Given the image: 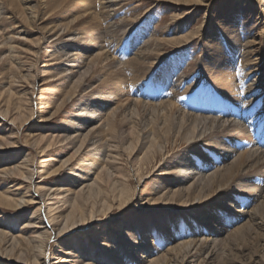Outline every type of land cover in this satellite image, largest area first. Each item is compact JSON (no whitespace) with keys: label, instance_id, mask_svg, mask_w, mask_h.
<instances>
[{"label":"bare ground","instance_id":"1","mask_svg":"<svg viewBox=\"0 0 264 264\" xmlns=\"http://www.w3.org/2000/svg\"><path fill=\"white\" fill-rule=\"evenodd\" d=\"M121 1L123 0H0V13L2 14V18L7 21L6 25L0 26V75L2 77H0V80L3 78L7 79V81H4L7 84L6 85L4 83L6 86L0 85V110L5 107V115L2 116L5 119L7 118L14 127V130L11 129L9 133L4 132L0 135V148L9 149L10 146H16L19 140H21L22 135V138L24 139L23 141L26 145H28L30 150L33 149L36 154L40 152V154H37V160H39L44 158V156L48 154L51 147L61 140L57 139V137H55L56 135L52 133H49L48 135H41L40 133L37 134V131L35 132L34 130L38 128L28 126V121L36 118L39 122H41V125L44 126L46 123L52 121L54 116L59 111L64 112V110L68 107V104L74 107L77 106L76 103H79L80 105L78 104L76 107V111L78 112L73 113L70 116V119L72 120L73 117H76L80 123H72L69 125L72 126L75 132H77L81 131L87 124L93 123L92 120L86 122V119L96 118L94 115H96L95 113L98 109L95 107L91 108L88 103L89 99L96 100V98H91V95L98 94V97L100 98L98 103H113V107L107 110L108 112H101L98 115L100 123L97 126L91 125L89 127V131H91L92 137L101 138V134H105L106 130L117 131L119 128L121 129V127L125 126V120L120 119V115H130L126 120L128 136L130 139L128 157L133 163H136L133 175L138 177V185L140 184L142 178L150 177L149 174L154 175L155 171H159L155 174L156 179L150 181L152 182V190L155 193L164 190L162 195L165 193V198L167 197L164 201L167 202L170 199L171 201L179 204L187 202L193 203L195 200L191 198V191L199 194H203L205 191L207 196H216V198L225 194L223 200H220L221 202L218 203L225 208V212L223 210L224 208H222V212L226 213L229 217H232L233 220L237 219L239 221L240 218L247 219L243 224H238V226L230 231L226 229V224V228L224 226H220L219 229L208 227V235H199L188 240H179L180 242L177 241L178 243L174 244L167 250V254H173L172 258L175 259L179 257V251L183 249L184 253L181 256L179 264H193L195 258L198 257L202 251L207 248V246H214L219 241V238H215L214 236H218L228 230L226 234L227 240H231L232 236L236 235L237 238L238 236L240 237L242 235L241 233L245 229H247L248 232L251 231V229L254 231V225L264 223V150L252 148L247 149L251 146L250 141L253 136L252 131H254L255 134H260L262 132V134H264V130H261V127L262 129L264 128V50H261V48H264V0L250 1V3L254 4V6L257 7L263 14V16L259 17V23L262 24L260 32L258 33L260 36L259 41H257V34L250 36L251 38L246 41V38L242 40L240 36L235 37L236 39L229 38L232 45L235 46L234 54H237L239 59L241 57V63L239 66L242 64V70H240L241 72H237V75L234 74L235 72L232 73L234 70L232 71L231 69L233 68L230 66L229 61L222 56L221 52L219 51V53H217L216 50L209 52L210 45L207 42L205 43V46H208L206 48V53L209 52V57L214 61L211 65H208V62H206L207 68L205 66L203 68L208 70L206 73L209 75L210 80L222 90L225 96L229 98V101L232 102V104L234 103V106L237 104L241 112L243 111L245 113V118L248 117L250 120L245 124H240V122H237L238 120H234V118L231 120L230 117L225 119H216L214 117H206L203 115L200 119H198V116H191L189 113L182 111L181 108H179L180 104L178 105V103H176L178 102V96L182 95V93L181 90L179 91L175 88V85L177 83H182L179 80L183 78V75L181 76L177 73L167 75L175 71V64L170 68V72L165 74L167 76L166 80L170 79V81L159 82L161 88H164V90L167 84L172 85L170 91L160 90L164 94L166 93V96H161L162 93L159 94V91H156L157 86L155 85L154 90L152 91L140 89L138 99L130 97L129 94L125 92L127 90L128 82L133 84L134 82L145 79L146 76L148 77V71L156 64V61L165 56L166 50L164 49V44L175 48L181 47L183 44L190 43L192 40L199 38L201 34L197 33L193 35L190 34V32H187L186 34L179 35V29L177 28L180 27V22H177L176 18L172 19L171 24L172 28H174L173 34L177 33V35L175 34L171 37L166 36V38L158 37L152 38L151 40L148 39L146 43L134 54H132V56L127 58V60L119 62L117 60L118 56L115 57L113 55L114 50L112 51V48H115L116 46H113V43V45L111 44L113 46L112 48L105 45L107 42H105L106 39L104 32L109 33L112 37L114 36L113 38L118 41H121L123 38L125 32L122 31V33L118 36H116V32H114L115 27L117 26L115 17L118 15V11L120 12L121 10L119 6ZM142 1L145 2V0ZM157 1L160 3H162V1H169L170 3L175 4V6H173L174 8L181 7L182 5H196L197 7L199 5L198 3H201L200 1H202V4L207 6L211 3V0H207V3L205 2L206 0H156V2ZM136 9L137 8L134 10ZM23 33L25 36H32V38H29L30 41L28 44L27 42H23L21 38L16 37V34L20 35ZM154 34L155 31L152 36H154ZM113 38L111 40H113ZM48 39H51L50 44L52 48L45 53H42V45L47 43ZM122 44L124 43H121V46H123ZM258 48L260 50H258ZM21 52H26V54L30 53L33 56L31 61L27 63L29 65L26 70L24 69L25 65L20 61H17L20 59L19 53ZM45 56L49 57L50 60L60 59L55 64H52L53 68L56 69V74H48L47 78L49 79L43 81L42 84L54 80L55 85L58 86L56 92L62 96L60 103L57 104V106L55 105V110L48 116L45 113L48 112L46 109L51 106V103L43 101L41 97L42 95L40 94L42 90L39 89L40 86L36 88L32 87L33 89L28 92V97L24 99L27 103L29 102L30 105L27 109L24 107L22 96L18 95V92L16 93L14 91L13 86L14 81L19 80L33 81V83H35L36 79L41 77L40 73L43 74L44 72H48L52 69L49 68L48 70H40V67H36L37 62ZM218 56L219 59H217ZM181 58L183 59V57ZM124 59H126V57ZM50 65L51 64H49V67H51ZM82 67H85V69L76 77ZM15 68L20 71L17 75H15L14 72ZM58 70H60V72H57ZM125 71L129 72L128 77H125V80L127 81L126 83L123 78V72ZM23 72H26V74H23ZM56 75L58 76L56 79H50ZM43 79H45V77ZM235 79L237 81H235ZM90 81H98L97 85L89 91L91 95L86 94L85 96H79L78 94L75 96L77 89L85 82H88L87 85H89ZM57 82L59 85H57ZM169 86L170 85H168L167 88H169ZM134 90L132 89V91H130L133 93ZM130 91L128 92L130 93ZM23 94L26 95V91H24ZM183 97V100L188 99H184ZM212 97L214 96L212 95ZM144 100H146V102H144ZM225 100L224 102L227 101ZM185 106L187 105L185 104ZM205 106H202V108ZM140 107L143 110H149L151 117L153 116V121H151L150 124L147 123L149 126L148 130L143 134V136L145 134L148 135L146 137H142V139H140V131L142 128H139V121L135 123L133 120V118L138 120L135 115H137ZM207 107L210 106H206L205 108L207 109ZM84 112H88V115ZM234 114H237V117L238 115H241L240 111L234 112ZM206 121L207 123H204L202 127L198 129L202 122ZM250 123L252 130H250ZM18 132H21V135L18 134ZM140 140L141 143L138 145ZM170 141H184V143H187L186 148H188V150L193 151L195 156L198 158H202L201 164L203 166L205 165L207 167V165L211 164L214 167V170L207 174L204 173L202 177L206 176V178L202 181L196 180L191 185H185L190 177H192L191 173H187L186 171L184 172V170L191 164L186 161L185 158H180V161H173L169 168L165 167L164 163H161L159 166L157 165L161 162V160L165 161L164 157L166 156L164 155H166L170 150H167L166 147L164 148L162 144H165L166 146V144H169ZM11 160L14 159L9 157L4 161V165H1L3 167L0 168V174H4L6 178H9L10 182H17L18 184H16L12 191L9 189L0 191V205L19 207L21 205H29L33 202L37 203L39 201V207L37 206L35 213L33 212L32 214L35 216V214L40 210L39 208L41 203L45 205V197L40 195L38 187L35 186L37 190L33 188V193L36 195L39 193L38 199L40 200H35L32 196L25 199V196L28 193L20 198H16L14 195L17 194L15 192L22 188L23 182L27 179L28 185L32 184L31 180L35 173L33 172V169H30V166H33V163L31 162L33 160H30L27 157L24 158V161L26 162L23 161L20 164L10 165ZM47 162L48 159L40 161V163L44 165H46ZM71 165L72 162L69 166ZM63 166L64 165H61L53 170L46 171V176L41 183L43 184L54 175H57ZM90 166L96 170L101 167V169L97 171L94 182L98 183V193L102 196L105 202L108 198V192H105L106 186L103 182H101L100 172H102L103 168H105L106 163L103 159L98 157L93 159ZM43 167L45 166H42V170H44ZM90 169L92 168L90 167ZM165 170H167V172H165ZM90 172L91 171H89V173ZM89 173H83V175L87 176ZM74 177L78 178L79 176ZM158 177H172V180L168 182L165 181L166 183L163 182L164 184L160 185L161 181ZM70 183L66 185V187H59L64 184L56 183L54 185L55 187H52L51 189L50 198L47 200L59 199L58 196L62 192H70L73 187V184ZM230 183H232V185H230ZM118 185H120V183H118ZM88 186L89 184L87 183L83 185V187ZM117 186L113 192V199H117L118 208H120L125 206L129 199L136 195V191L131 193V191H126L125 188L120 185L118 192L116 190ZM235 189H238L239 194L245 193L247 195L246 199L243 198L245 199L243 204L242 201H240L244 207L239 210L234 209L233 205V201L237 195ZM10 193H13V195H9ZM83 193L84 192L80 195L76 192V196L83 198ZM78 197L72 203L69 214L64 217L65 222L59 228V235L69 233L75 228H82L84 226L80 225L75 227V223L92 219H100L97 217V211L94 210V207L89 210L88 214L83 212L82 210L84 204L80 199H78ZM197 200H201V197H198ZM253 203V207L250 208L249 205ZM110 208L111 205H108L107 208L101 209L99 213L103 212L105 214L106 209ZM213 208L207 209L206 214H213V212H215V209ZM232 208L236 211L230 213L229 210ZM56 209H58V211H55ZM52 210L59 213L63 210V208L56 206L52 208ZM213 216L215 219H219L214 214ZM204 218L205 217H203V219ZM60 220L61 218L58 215L53 217V222L46 221V223L48 225H52L53 223L55 226H59L62 222V220L61 222ZM175 221L178 224L179 220H174V222ZM2 222L3 221L0 220V225H2ZM70 226H72V230L69 229ZM35 227L38 229L43 228L42 226ZM124 229L127 230V232H132V228H129L127 225ZM46 230L47 229H43L40 234L46 233ZM111 232L112 234L117 233L115 230ZM190 233L191 231L186 232L188 235ZM0 235H3L2 231H0ZM177 237L178 236H174L173 238L177 239ZM161 238L165 239L166 235L162 234ZM118 239L119 238L117 236V238L113 240L115 245L120 243L118 242ZM235 244L236 243H234V245ZM136 245L138 246L140 243L136 241ZM212 246L211 249H208L206 255L202 257V259L200 258L196 264H206V259L216 258V252L212 249ZM139 248L141 249V246H139ZM14 249L16 248L14 247ZM70 249L71 248L69 247V249H66L62 253L67 256V254L71 253ZM80 251L83 252V257H85L84 260H86L83 264H107L103 263L101 258L96 256L92 248L85 251L80 249ZM4 255L5 254L0 251V258H3ZM66 256L59 257L57 263L70 264L71 262H74L73 259H67ZM222 257L225 258V255H222ZM69 260H71L70 263H68ZM228 261H231V259H228ZM109 262L110 264H124L123 260L120 258L110 259ZM158 263V260L150 262V264ZM45 264L50 263L49 261H45ZM135 264H140V262L137 260Z\"/></svg>","mask_w":264,"mask_h":264},{"label":"rangeland","instance_id":"2","mask_svg":"<svg viewBox=\"0 0 264 264\" xmlns=\"http://www.w3.org/2000/svg\"><path fill=\"white\" fill-rule=\"evenodd\" d=\"M250 1L252 2L253 0H211L210 5L208 6L202 4V1H200L201 3H198L199 5L197 7L196 5H194L195 7L193 5H180L181 7L177 8H174L173 6H175V4L170 3L169 1H162V3L158 1L156 2V0H145V2L142 0L121 1L119 4L121 10L120 12L118 11V15L115 17L117 26L115 27L114 32H116V36L122 33V31L125 32L123 38L121 41H118L113 38L114 36L112 37L109 33L104 32L105 39L107 40H105V42H107L105 45L111 48L116 46L115 48H112V51L114 50L113 55L115 57L118 56L117 60L119 62L127 60V58L132 56V54L141 48L148 39L151 40L152 38L158 37L166 38V36L171 37L175 34L177 35V33L173 34L174 28H172L171 24L172 19L176 18L177 22H180V27L178 25L179 28H177L179 29V35L186 34L187 32H190V34L193 35L197 33L201 34L199 38L192 40L190 43L183 44L181 47L175 48L164 44V49L166 50L165 56L156 61V64L148 71V77L146 76L145 79H142L143 83L142 80L138 81H141L140 83L134 82L131 84V82H128L127 90L125 92H127L130 97L138 99L140 89L152 91L156 85V91H159V94L162 93L161 96H166V93L164 94L161 92L164 88H161L159 82L170 81V79L166 80L167 76L165 74L170 72V68L175 64V71L167 75L173 73H177L178 75L180 74L181 76L183 75V78L179 80L182 83H177L178 85H175V88L179 91L181 90L182 93V95L178 96V102H176L178 105L180 104L179 108H181L182 111L189 113L191 116H198V119L204 115L206 117H214L216 119H225L230 117L231 120L232 118H234V120L237 119V122H240V124H245L250 121L248 117L245 118V113L243 111L241 112L238 105L235 104L234 106V103L232 104L222 90L210 80L209 75L206 73L208 70L203 68L204 66L207 68L206 62H208V65L213 63L214 60L209 57V52L216 50L217 53L220 51L222 56L229 61L230 66L233 68L231 70H234L232 73L235 72L234 74L237 75V72H241L240 70H242V64L239 66L241 63V57L239 59L238 55L234 54L235 46L232 45L229 38L236 39L235 37L240 36L242 40L246 38V41L251 38L250 36L257 34V41H259L260 36L258 33L262 27V24L259 23V17L263 16L264 12L262 14L260 10L254 6V4L250 3ZM205 2L207 3V0ZM135 8L137 9L134 10ZM6 24L7 21L2 18V14L0 13V26ZM154 31L155 34L152 36ZM16 37L21 38V40L23 42H27V44L30 41L29 38H32L31 35L25 36L24 33L20 35L16 34ZM112 38L113 40H111ZM50 41L51 39H48L47 43L42 45V53H45L52 48ZM206 42L210 45L208 53H206V48L208 47L205 46ZM121 43H124L122 44L123 46H121ZM227 48L230 51H228ZM258 50L260 49L258 48ZM261 50L263 51L264 48H261ZM19 56L20 59L17 61H20L25 65V70L28 69L29 64L27 63L31 61L33 56L30 53L26 54V52L19 53ZM122 56H125L126 59ZM181 57H183V59ZM59 59L50 60L47 56L43 57V59L41 58L37 62L36 67H40V70H48L49 68L52 69L48 71L49 73L47 71L43 74L40 73L41 77L36 79L35 83H33V81L23 80L14 81V91L16 93L18 92V95L22 96V100L24 101L23 104L26 109L30 105L29 102L27 103L24 99L28 97V92L33 89L32 87L36 88L40 86L39 89H42L40 94L42 95L41 97L43 101L51 103V106L46 109V111H48L45 113L47 116L55 110V105L57 106V104L60 103L62 96L56 92L58 86L55 85V81H48V83L42 84L43 81L49 79L47 78L48 74H56V69L53 68L52 64H55ZM217 59H219V56ZM49 64H51V67H49ZM15 65L18 66L17 64ZM84 69L85 67H82L76 77ZM14 72L15 75L20 73L17 68L14 69ZM57 72H60V70ZM123 73V78L125 80L128 77L129 72L125 71ZM23 74H26V72H23ZM44 77L45 79H43ZM56 77L58 76L56 75L50 79H56ZM4 81H7V79L3 78L0 80V85H4ZM235 81L237 80L235 79ZM124 82L126 83L127 81L125 80ZM87 83L88 82H85L77 89L75 96L78 94L79 96H85L86 94L91 95L89 91L97 85L98 81H90L89 85H87ZM57 85H59L58 82ZM168 85H170L169 88H167ZM171 87V84H167L164 91H170ZM131 88L136 91L134 90L135 92L133 91L132 93ZM24 91H26V95L23 94ZM128 91H130V93ZM212 95L214 97H212ZM91 96V98H96V100L89 99L88 103L91 108L95 107L98 109L95 113L96 115H94L96 118L86 119V122L92 120L93 123L87 124L81 131L75 132L72 126H69L72 123H80L76 117H73L72 120L70 119V116L73 113L78 112L76 111V107L79 103H76L77 106L74 107L68 104V107L64 110V112L59 111L54 116L52 121L44 125L46 127L42 126L41 122H39L36 118L31 119L32 121H28V126L38 128L34 130L35 132L37 131V134L40 133L41 135H48L49 133H52L56 135L55 137H57V139L61 140L51 147L48 154L44 156V158L37 160V154H40V152L36 154L33 149L30 150L28 145H26L23 141L24 139L22 138L21 132H18V134L21 135V140H19L16 146H10L9 149L0 148V168L3 167L1 165H4V161L9 157L14 159L11 160L10 165L20 164L24 161V158L27 157L28 159L33 160L31 161L33 166H30V169H33V172L35 173L31 180L32 184L28 185V179L24 181L20 178L24 182L22 188L15 192L17 193L14 194L15 197L20 198L26 193L28 194L25 196V199L32 196L35 200H40L38 199L39 193L41 196L43 195L45 197V205L41 203L39 208L40 210L35 214V216L32 214L33 212L35 213V210L39 205V201L37 203L33 202L29 205L25 204L19 207L0 205V220L3 221L2 225H0V231L3 232V235H0V251L5 254L3 258H0V264H45V261H49L50 264H64L57 263V261L59 260V257L66 256V254L62 252L69 249V247L71 248V253L67 254L66 257L67 259L74 260V262L69 260L68 263L71 262L70 264H83L86 260H84L85 257H83V252L80 251V249L85 251L91 248L95 252L96 256L101 258L103 263L107 264H110L109 260L114 258L122 259L124 264H135L137 260L140 264H150L153 260H158V264H179L181 256L184 253L183 249L179 251V257L175 259L172 258L173 254H167V250L174 244L180 242L179 240H188L194 236L208 235V227L219 229L220 226H224L225 228L227 226L226 229L230 231L238 226V224H243L247 220L246 218H240L239 221L237 219L233 220L232 217H229L226 213H224V206H221L218 203L221 202L220 200H223L225 194L216 198V196H207L205 191L203 194L191 191V198L195 200L193 203L187 202L179 204L171 201L170 199L167 202L164 201L167 199V197L165 198V193L162 195L164 190L155 193L152 190V182L150 181L156 179L155 174L159 171H155L154 175L149 174L150 177L142 178L140 184L138 185V177L133 175L136 163H133L128 157L130 139L128 136L126 120L130 115L119 116L120 119L125 120V126L121 127V129L119 128L117 131L106 130L105 134H101V138L92 137L89 127L91 125L97 126L100 123L98 115L101 112H108L107 110L113 107L114 104L98 103V100H100L98 94H93ZM181 96H186L183 98L188 99L183 100ZM223 99H226L227 101L225 100L226 102H224ZM144 102H146V100H144ZM184 103L187 106H185ZM200 105L210 107H207L206 109V106L202 108ZM4 110L5 107L0 110V135L4 132L9 133L10 130L14 128L10 121L2 116L5 115ZM238 110L241 115H238L237 117V114H234V112H239ZM84 113L88 115V112ZM135 117L138 118V120L133 118L134 122L137 123L139 121V128H142L140 131V139H142V137H146L148 135L145 134L143 136L144 132H146L149 127L147 123L150 124V122L153 121V116L151 117L149 110H143L140 107ZM204 123H207V121L202 122L198 129H200ZM250 130H252L251 123ZM261 130L263 131L264 128L262 129L261 127ZM252 133L253 136L250 141L251 146L247 149L252 148L264 150L263 132L255 134L254 131H252ZM171 142L172 141H170L169 144H166V146L165 144H162L164 148L166 147L167 150H170L166 155H164L166 156L164 157L165 161H158L160 163L157 162V165L159 166L161 163H164V166L169 168L173 161H180V158H185L186 161L191 164L184 170V172L186 171L192 175L185 185H191L196 180L202 181L206 178V176L202 177L204 173L207 174L214 170V167L211 164L207 165V167L205 165L203 166L201 164L202 158H198L195 156L193 151L188 150V148H186L187 143H184V141ZM140 143L141 140L138 145ZM98 157L103 159L106 163L105 168H103L102 172H100L101 182H103L106 186L105 192H108V198L105 202L102 196L98 193V183L94 182L97 171H99L101 167L96 170L90 166L93 159ZM44 159H48L46 165L40 163V161ZM71 162L72 165L69 166ZM196 164L199 165L197 166ZM61 165L64 166L57 175L48 179L47 182L43 184L41 183L46 176V171L53 170ZM42 166H45L43 167L44 170H42ZM90 167L92 169H90ZM89 171L91 172L89 173ZM80 172L89 174L85 176ZM165 172H167V170H165ZM74 176L79 177L76 178ZM158 179L161 181L160 185H163L164 183L172 180V177H158ZM70 182L73 184L70 192H62L58 196L59 199L47 200L50 198L51 189L52 187H55L54 185L56 183L64 184L59 187H66V185ZM86 183L89 184V186L83 187ZM118 183H120L126 191H131V193L136 191V195L131 197L125 206L120 208H118L117 199H113V192ZM16 184L18 183L10 182L9 178H6L4 174H0V191H5V189L12 191ZM120 185L116 188L118 192ZM230 185H232V183H230ZM35 186L38 187V195L33 193V188L36 189ZM76 192L80 195L84 192L82 195L83 198L76 196ZM235 192H237V195L235 196L233 205L234 209L239 210L244 207L242 204L247 198V195L245 193L239 194L238 189H235ZM9 195L12 196L13 193H10ZM77 197L84 204L82 210L83 212L88 214L89 210L94 207V210L97 211L96 215L100 219H92L75 223V227L80 225L84 226L82 228H75L72 230L71 227L74 226L72 225L69 227L72 231L59 235V228L65 222L64 217L69 214L72 203ZM198 197H201V200H197ZM240 201H242V204ZM108 205H111V208L106 209L105 214L103 212L99 213L101 209L107 208ZM253 205L254 203L250 204L249 207L251 208ZM56 206L62 207L63 210L59 213L55 212L58 211V209L53 211L52 208ZM210 208L215 209L213 214L219 218L218 220L214 218L213 214H206L207 209ZM222 208H224V212H222ZM234 209L232 208L229 212H235L236 210L234 211ZM58 215L62 220V222L60 220L61 223L59 226H55L53 223L52 225H48L46 223V221L53 222V217ZM203 217L205 218L203 219ZM174 220H179L178 224L176 221L174 222ZM262 224L254 225V231L251 229V231L248 232V230L245 229L241 233L242 235L240 237L238 236L237 238L235 235L231 237V240H227L226 234L228 230L218 236H214L215 238H219V241L214 246H207V248L195 258L193 264H196L200 258L202 259V257L206 255L208 249H211V246L216 252V258L206 259V264H264V225ZM126 225L129 226V228H132V232H127V230L124 229ZM35 226H42L43 228L38 229ZM43 229H47L46 233L40 234ZM113 230L117 233L112 234L111 231ZM188 231H191L189 235L186 234ZM162 234L166 235L165 239L161 238ZM117 236L119 238L118 242L120 243L115 245L113 240H115ZM174 236H178L177 239H174ZM136 241H138L140 245L137 246ZM234 243L237 245H234ZM139 246H141V249ZM14 247L16 249H14ZM222 255H225V258L222 257ZM228 259H231V261H228Z\"/></svg>","mask_w":264,"mask_h":264}]
</instances>
